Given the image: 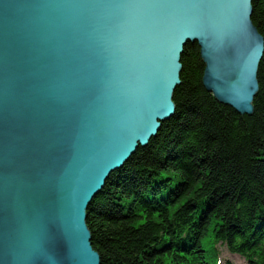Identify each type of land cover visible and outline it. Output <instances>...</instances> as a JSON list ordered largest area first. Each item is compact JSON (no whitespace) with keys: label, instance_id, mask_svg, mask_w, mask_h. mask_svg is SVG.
I'll use <instances>...</instances> for the list:
<instances>
[{"label":"water","instance_id":"water-1","mask_svg":"<svg viewBox=\"0 0 264 264\" xmlns=\"http://www.w3.org/2000/svg\"><path fill=\"white\" fill-rule=\"evenodd\" d=\"M254 0H0V264H101L87 209L174 117L184 48L251 115Z\"/></svg>","mask_w":264,"mask_h":264},{"label":"trees","instance_id":"trees-1","mask_svg":"<svg viewBox=\"0 0 264 264\" xmlns=\"http://www.w3.org/2000/svg\"><path fill=\"white\" fill-rule=\"evenodd\" d=\"M252 22L264 38V0H254ZM181 64L174 117L87 209L101 264H211L213 240L264 252V54L251 115L205 89L198 44L184 48Z\"/></svg>","mask_w":264,"mask_h":264},{"label":"rangeland","instance_id":"rangeland-1","mask_svg":"<svg viewBox=\"0 0 264 264\" xmlns=\"http://www.w3.org/2000/svg\"><path fill=\"white\" fill-rule=\"evenodd\" d=\"M174 182H175V179H174ZM170 187H171V184H170ZM175 187V183L173 184V188ZM166 208H169V205L168 206H166ZM157 213V212H156ZM156 213H153V215L154 214H156ZM189 228V227H188ZM222 248V251H221V253H228V251H227V249L225 248V247H221ZM182 253V252H181ZM164 264H174L170 259H166L165 260V262H164ZM189 264H190V262H189Z\"/></svg>","mask_w":264,"mask_h":264}]
</instances>
